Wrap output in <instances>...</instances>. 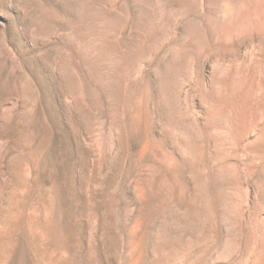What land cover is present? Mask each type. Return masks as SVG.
<instances>
[{
	"label": "rangeland",
	"instance_id": "374dc122",
	"mask_svg": "<svg viewBox=\"0 0 264 264\" xmlns=\"http://www.w3.org/2000/svg\"><path fill=\"white\" fill-rule=\"evenodd\" d=\"M231 1L0 0V264H264V0Z\"/></svg>",
	"mask_w": 264,
	"mask_h": 264
},
{
	"label": "bare ground",
	"instance_id": "6f19581e",
	"mask_svg": "<svg viewBox=\"0 0 264 264\" xmlns=\"http://www.w3.org/2000/svg\"><path fill=\"white\" fill-rule=\"evenodd\" d=\"M255 1V0H254ZM219 2V1H218ZM223 2H225L226 4L228 3V2H232L231 0H223ZM257 3V2H256ZM252 9V8H251ZM243 16V15H242ZM264 30V29H263Z\"/></svg>",
	"mask_w": 264,
	"mask_h": 264
}]
</instances>
